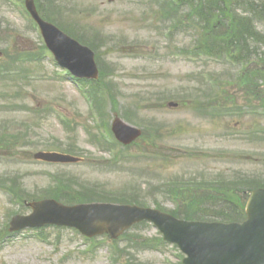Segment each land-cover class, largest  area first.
Returning <instances> with one entry per match:
<instances>
[{
    "label": "rangeland",
    "instance_id": "rangeland-1",
    "mask_svg": "<svg viewBox=\"0 0 264 264\" xmlns=\"http://www.w3.org/2000/svg\"><path fill=\"white\" fill-rule=\"evenodd\" d=\"M40 1L50 4V7L46 3L44 6L46 18L66 19L70 26L80 28L79 32L93 28L103 33L112 51H104L101 55L112 68L115 83L121 92L120 114L124 115L125 109H130L133 120L138 123H134L136 126L150 135H155L158 130L163 142L168 138L173 147L182 150L183 156L174 165L166 168L165 163L159 164L158 174L174 175L191 171L210 179L218 173L231 176L225 172L227 170H235L233 173L241 169L264 172V139L254 138L247 133L248 130L264 129V115L260 120V116L256 117L251 111V105L259 106V98L254 96L264 98V84L262 91L254 90L258 76L245 74L224 54L223 59H211L202 52L200 56H194L192 49L195 51L200 34L187 27L184 31H168L167 27L172 21L165 23L155 20L160 12L158 1ZM161 2L175 7L170 0ZM68 3L77 6L76 10L66 8ZM12 5L14 12L3 15L12 24V31L9 32L12 39L8 46L0 40V58H4L2 51L34 55L41 51L43 39L26 14L24 4L14 0ZM55 5L62 8L61 11ZM176 7L179 9V6ZM255 25L262 32L264 40V16ZM154 28H158L161 34ZM88 34L91 36V33ZM255 49L257 56L264 55V47L253 45L249 51ZM255 62L256 65L260 64L259 58L252 56L249 67ZM20 66L27 72L28 63ZM60 71L52 57L47 56L32 74L26 73L27 77L38 78L37 83L23 80L24 77L17 73L11 74L14 80L8 83L9 86L6 85L7 81L0 79V130L9 133L18 142L13 145V151H0V173L12 176L24 174L26 187L30 192H35L48 186L50 174L62 172L64 168L35 162L33 154L40 150L57 149L77 139L76 145L85 150L80 156L84 160L68 165L67 175H77L112 188L123 186L131 177L137 183L142 182L144 188L152 185L150 180L155 170L154 166H150V160L154 159L153 145L146 148L142 144L128 149L118 147L120 154L114 157V152H106L91 143L87 133L75 125L76 118L79 121L87 118L89 104L71 80L59 75ZM17 76L22 78L15 79ZM13 94L19 96L13 101L14 105L11 103ZM53 96H64L65 105L59 108V112L71 122L72 128L67 133L58 113L54 112L58 111V106L52 104ZM161 97L164 98L162 102L167 103L165 108L162 104L154 105L151 99L159 102ZM170 102L179 105L168 108ZM115 106L109 110L112 117ZM213 110L218 116L208 115ZM80 114L82 119L79 118ZM163 142L159 143L162 145ZM8 199L0 193V264H115L110 258L111 246L112 249L120 248L124 253L132 251L134 262L140 264L181 263L182 253L171 245L158 250L136 251L142 249L143 238L158 236L152 225L134 228L133 236L122 237L116 243L108 240L96 252V257L91 254L70 255V252H86L88 244L82 236L68 229H47L44 232L48 236L46 240L40 239L36 232L9 235L6 232L8 226H5L10 220L9 214H26L28 210L12 206ZM166 207L172 209L174 204L169 202ZM128 260L123 257L118 261L124 264Z\"/></svg>",
    "mask_w": 264,
    "mask_h": 264
},
{
    "label": "water",
    "instance_id": "water-1",
    "mask_svg": "<svg viewBox=\"0 0 264 264\" xmlns=\"http://www.w3.org/2000/svg\"><path fill=\"white\" fill-rule=\"evenodd\" d=\"M66 56H67L66 61L68 63H71L74 59V55H72V54L69 55V52H68L66 54ZM79 65L82 68H90L89 58H86L84 56L83 59L79 60ZM263 202H264V194H255L250 201L249 210L250 211L253 210L255 207V204H261ZM129 213H130L131 221H134L137 219V213L135 211L130 210ZM125 224L127 225V223H125ZM123 227H124V223H121V222H117L113 225V228L117 233L120 232ZM186 250L191 256V260H190L189 264H194V262H195V264H203V262L200 259L202 257V255L197 253L199 251V248L195 245L194 241L188 245V248Z\"/></svg>",
    "mask_w": 264,
    "mask_h": 264
},
{
    "label": "trees",
    "instance_id": "trees-1",
    "mask_svg": "<svg viewBox=\"0 0 264 264\" xmlns=\"http://www.w3.org/2000/svg\"><path fill=\"white\" fill-rule=\"evenodd\" d=\"M236 187L238 188V187H239V184H236ZM226 196H228V195L226 194ZM233 196H235V198L238 199V200L241 198V196L238 195L237 192H235V193L233 194Z\"/></svg>",
    "mask_w": 264,
    "mask_h": 264
}]
</instances>
